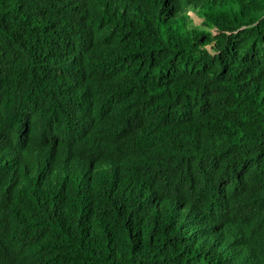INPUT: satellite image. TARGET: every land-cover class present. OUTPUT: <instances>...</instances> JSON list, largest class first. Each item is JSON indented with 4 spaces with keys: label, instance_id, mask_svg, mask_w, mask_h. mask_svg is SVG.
<instances>
[{
    "label": "trees",
    "instance_id": "trees-1",
    "mask_svg": "<svg viewBox=\"0 0 264 264\" xmlns=\"http://www.w3.org/2000/svg\"><path fill=\"white\" fill-rule=\"evenodd\" d=\"M182 5L0 0V131L31 153L7 180L0 146V264H210L200 205L264 264V0ZM145 185L172 203L152 230Z\"/></svg>",
    "mask_w": 264,
    "mask_h": 264
},
{
    "label": "clouds",
    "instance_id": "clouds-1",
    "mask_svg": "<svg viewBox=\"0 0 264 264\" xmlns=\"http://www.w3.org/2000/svg\"><path fill=\"white\" fill-rule=\"evenodd\" d=\"M186 15H188L187 13L188 12H191V11H183ZM192 13V12H191ZM191 15V14H190ZM189 16V15H188ZM202 40V39H201ZM1 132V131H0ZM3 134H5L4 132H2ZM8 136V135H7ZM9 137V136H8ZM11 138V137H10ZM15 140H17V139H15ZM20 141H22V140H20ZM23 142V141H22ZM23 144L25 145V143L23 142ZM0 146H2L1 144H0ZM3 147V146H2ZM3 148H5V147H3ZM6 149V148H5ZM9 150H13V149H9ZM14 151H16V150H14ZM24 151H25V149H24ZM17 152V151H16ZM18 153V152H17ZM28 154H29V160H31V153L28 151ZM19 156H20V154H18ZM22 155V154H21ZM46 157H48V156H46ZM49 157L51 158V160H53L54 159V157H56V155L55 154H51V155H49ZM20 159V158H19ZM59 159V158H58ZM47 163V161L46 162H44V164H46ZM50 163V162H49ZM56 163H58V168H57V171H55L54 172V174H53V176H56V174H58L59 173V171H60V163L59 162H56ZM27 165V164H26ZM26 165H25V169L24 170H26L27 169V167H26ZM81 165H82V167L83 168H90V170H89V172H90V181H91V184H89L88 183V180L87 179H85V184L87 183V187H89V195H90V191H91V193H92V191L94 190V187H95V185H96V183L98 182V179H99V175L97 174V173H95L96 172V169H95V167H94V165H93V167L89 164V163H87V162H81ZM51 166H52V164L50 163V166L48 167V172H49V176H51L52 177V171H51ZM16 168H18V165L16 166ZM13 171V173L11 174V171L9 170V172H7V174H6V176H7V180H14V178L13 177H11V176H13V175H17V174H21V172L22 171H20V172H15V169H13L12 170ZM130 191H131V194H133L132 196L134 197V198H136L137 200H136V202H135V204H134V207L136 208V211H135V215H136V218H137V222H139L140 224H144L145 226H147L149 229H153L154 228V224H155V222H156V220H157V218L160 216V213H161V211H163V207L161 208V206H160V204L158 203V200H155L154 199V197H152V194L151 193H154L156 196H158V198L161 200L160 202H161V204H163V200H165V202H164V204L165 205H172V203H167V199H166V196H164L156 187H154V186H147V185H145V186H143V187H141V188H137V189H131L130 188ZM146 191L147 192H149L148 194L146 193ZM141 197H143V198H145V200H146V202L144 203V205H145V209H146V212H149L150 214H151V208L152 207H156L157 209V212L156 213H154V214H151L152 215V217L151 218H153V220L150 222V219H147V221H144L140 216H138V214H137V212H138V207H139V204H138V202L141 200ZM171 201V200H170ZM174 202L176 203V204H179V203H181L180 202V200H177V198L174 200ZM98 203H100L98 200H91V197H90V200H87V212H88V214H89V216L91 215L92 216V219L93 220H89V219H87V224L89 225V227H90V230L92 231V232H94L93 231V229H92V227H98V228H100V218H101V216H102V204L100 203V204H98ZM148 205V206H147ZM200 208H206L205 206H203V205H200V207H195V209H197L198 211H200L201 212V214L204 216V214H203V212L200 210ZM212 214V213H211ZM213 216H214V218H215V216L216 215H214L213 214ZM205 217V216H204ZM205 218H207V217H205ZM215 219H217V221H219V222H217V223H219V224H221V226H222V228H225L224 227V224L220 221V219L217 217V218H215ZM216 222H215V224H216ZM100 225V226H99ZM218 227H219V225L218 224H216ZM220 228V227H219ZM95 233V235H97L96 234V232H94ZM220 233H222V229L220 228ZM233 236V235H232ZM234 238V237H233ZM235 240H239V241H241L242 243H243V247H244V249H245V251H246V253H247V255H248V258H247V260H246V262L244 263V264H247V263H249V261H250V253L248 252V250H247V247H246V245H245V242L243 241V240H240V239H236L235 238ZM217 242H218V240H217ZM216 242V243H217ZM219 244V243H218ZM220 244H221V242H220ZM209 247H210V240H209ZM226 252L228 253L229 251H225V253H220L221 255H219V257H220V260H218V263L219 264H221V262L223 261V260H225V262L226 263H228V264H235L234 262L232 263V261L234 260V259H231V258H226V259H223V260H221L223 257H226V256H230V255H227L226 254ZM208 255L210 256V258H211V260L212 261H214L213 260V258H216V255L212 252V249H209L208 250ZM232 260V261H231ZM215 262V261H214ZM235 262L236 263H238V261L237 260H235ZM238 264H240V263H238ZM241 264H243V263H241Z\"/></svg>",
    "mask_w": 264,
    "mask_h": 264
},
{
    "label": "rangeland",
    "instance_id": "rangeland-1",
    "mask_svg": "<svg viewBox=\"0 0 264 264\" xmlns=\"http://www.w3.org/2000/svg\"><path fill=\"white\" fill-rule=\"evenodd\" d=\"M183 9H186L188 7V0H183V5H182ZM184 11V10H183ZM188 15L191 14V12L187 13ZM184 20H187L185 13L183 12V15H181L178 20H176V23H180ZM209 48V47H207ZM0 144L5 147L6 149H13L16 150L18 152V154H20V159H19V163H18V168H15V172H20L23 171L25 169V165L29 162V154L28 151L25 147V145L23 144L22 141L20 140H15L14 138H10L8 137L6 134H3L2 132H0ZM25 149V151H24ZM22 154V155H21ZM45 162L48 161L52 164L51 166V171L52 174H54L55 171H57L58 168V163L59 159L57 157H54L53 160H51V158L48 156L45 158L44 160ZM13 173V171H11V174ZM23 174V173H22ZM95 189V187H94ZM146 193L148 194L149 192L146 191ZM152 197H154L156 200H158V203L160 204L161 208L166 206L164 204L165 200H163V204H161V200L158 198V196H156L154 193H151ZM177 200H180V198H177ZM146 202L145 198L141 197V200L138 202L139 207H138V216H140L144 221H147V219H150V222L153 220L152 215L157 212V208L156 207H152L151 208V214L149 212H146L145 209V205L144 203ZM175 204V203H174ZM200 210L203 212L204 216L207 217V219H209L213 224H215V222L217 221V215L213 216V214H211L208 210V208H200ZM219 222V221H217ZM219 225V227L222 229V233H214L210 238V247L209 249H212V252L216 255V258H213L212 263L210 264H219L218 260H220L219 255H221L220 253H225V251H229L228 253L226 252L227 255L230 256H226L223 257L221 260L226 259V258H231L234 259L233 262L235 263V260H237L238 262L241 263H245L248 255L243 247V243L239 240H235V238H233L232 234L225 228H222L221 224L217 223ZM218 240V242H217ZM217 242V243H216ZM221 242V244H220ZM219 243V244H218ZM232 262V263H233ZM221 264H228L225 262V260H223L221 262Z\"/></svg>",
    "mask_w": 264,
    "mask_h": 264
}]
</instances>
